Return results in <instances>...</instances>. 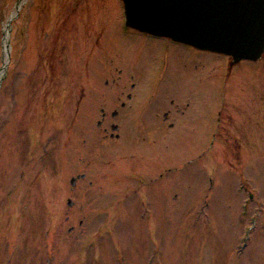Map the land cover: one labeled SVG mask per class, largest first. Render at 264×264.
Instances as JSON below:
<instances>
[{"label": "rangeland", "instance_id": "obj_1", "mask_svg": "<svg viewBox=\"0 0 264 264\" xmlns=\"http://www.w3.org/2000/svg\"><path fill=\"white\" fill-rule=\"evenodd\" d=\"M123 22L122 0H0V264H264V56L178 50L134 135L153 44ZM122 102L116 139L97 119Z\"/></svg>", "mask_w": 264, "mask_h": 264}, {"label": "water", "instance_id": "obj_2", "mask_svg": "<svg viewBox=\"0 0 264 264\" xmlns=\"http://www.w3.org/2000/svg\"><path fill=\"white\" fill-rule=\"evenodd\" d=\"M123 1L131 27L226 54L231 66L264 55V0ZM13 16L4 31L7 50Z\"/></svg>", "mask_w": 264, "mask_h": 264}, {"label": "flooded vegetation", "instance_id": "obj_3", "mask_svg": "<svg viewBox=\"0 0 264 264\" xmlns=\"http://www.w3.org/2000/svg\"><path fill=\"white\" fill-rule=\"evenodd\" d=\"M133 36H135V38H139L150 41L153 46L151 47V57L148 58L149 62V66L150 69L149 72L154 73V75L151 76V78H147L148 77V73H146V81L145 83H143L141 85V87L138 88L137 91L134 92V94L128 93L127 96L128 98H133L136 99V102L134 103V105L132 107V102L131 105L128 104L127 108L128 109H132V114L131 117L135 119L131 120V133L134 135H139L140 132L142 131V126H145V122H143L144 117L143 114L147 113L148 107H149V103H151V99H149L146 103L142 102L140 105L138 104V101L141 100L142 95L150 88H154V85H159V80H161L163 73H165L167 70L170 69L171 64H170V58L173 57L174 60L173 61H178V57H179V52L178 50H190L193 53H195V51H198L196 48L188 46V45H184V44H180L177 42H174L168 38H158V37H153L147 34H133ZM198 52H202V51H198ZM264 56V55H263ZM128 62V61H127ZM192 64H195V67L197 68V62H195V60L191 61ZM177 66V65H175ZM173 66V67H175ZM233 68V67H232ZM231 68V71H232ZM148 72V71H147ZM130 77L132 79L136 78V75H134L133 73H131ZM144 89V91H142L141 93H139V89ZM138 99V100H137ZM172 102V101H171ZM175 104V102L173 103ZM172 104V105H173ZM126 107V103L122 102L121 103V108L120 109H113L111 111H106L104 108H101V112H102V116L97 119V122L101 125V124H107L108 123V119L111 118V121L109 122L110 124V128L111 129H116V131H111L110 132V136L112 138H116L119 139L121 137V130H122V125H120V123L117 121V119H119L122 114H123V109ZM186 107V106H185ZM185 107H180V106H174V109L170 111H163V113L161 112H156L157 116L156 118L158 120H160L161 118V114H165L164 119H167L168 117L173 116L172 112L174 111L175 114L179 115V114H186L187 110H185ZM169 112V113H168ZM137 113H139V116H136ZM169 114V115H168ZM124 118V116H123ZM175 117L173 116V119ZM143 120V121H142ZM168 121V120H167ZM169 126H174V122L173 121H168ZM147 126H149V124H147ZM109 127H105V129H108ZM161 128V127H160Z\"/></svg>", "mask_w": 264, "mask_h": 264}]
</instances>
